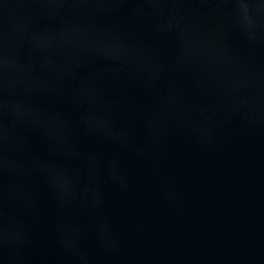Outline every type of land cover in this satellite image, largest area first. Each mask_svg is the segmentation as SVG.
<instances>
[{"label": "water", "instance_id": "water-1", "mask_svg": "<svg viewBox=\"0 0 264 264\" xmlns=\"http://www.w3.org/2000/svg\"><path fill=\"white\" fill-rule=\"evenodd\" d=\"M0 264H264V0H0Z\"/></svg>", "mask_w": 264, "mask_h": 264}, {"label": "clouds", "instance_id": "clouds-1", "mask_svg": "<svg viewBox=\"0 0 264 264\" xmlns=\"http://www.w3.org/2000/svg\"><path fill=\"white\" fill-rule=\"evenodd\" d=\"M145 3L151 4H161V3H169V2H177V0H144ZM228 2L236 5L238 8L242 5L243 0H228Z\"/></svg>", "mask_w": 264, "mask_h": 264}]
</instances>
